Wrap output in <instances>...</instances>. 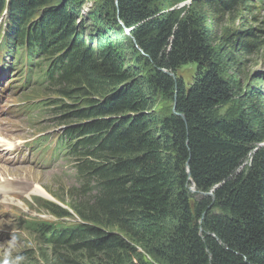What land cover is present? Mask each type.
I'll return each instance as SVG.
<instances>
[{
	"label": "trees",
	"instance_id": "obj_1",
	"mask_svg": "<svg viewBox=\"0 0 264 264\" xmlns=\"http://www.w3.org/2000/svg\"><path fill=\"white\" fill-rule=\"evenodd\" d=\"M183 1L109 0L91 16L102 30L86 39L69 24L73 3L46 11L37 30L28 20L49 1H9L13 35L30 34L26 44L52 57L48 75L67 84L58 93L103 98L55 106L60 115L104 119L64 129L53 145L74 159L82 183L67 190L66 206L42 201L55 222L27 220L44 247L24 264H264V146L244 167L264 142V91L251 95L239 78L260 45L250 28L220 37L219 15L235 0H196L180 18L170 10ZM131 49L148 62L147 77L123 70ZM190 63L197 72L185 83L174 74ZM158 95L176 112L160 116ZM235 99L239 109L219 117ZM192 183L213 196L197 197Z\"/></svg>",
	"mask_w": 264,
	"mask_h": 264
},
{
	"label": "rangeland",
	"instance_id": "obj_2",
	"mask_svg": "<svg viewBox=\"0 0 264 264\" xmlns=\"http://www.w3.org/2000/svg\"><path fill=\"white\" fill-rule=\"evenodd\" d=\"M47 1H49V4L35 9L31 19L28 20L30 25L34 24V26L37 27V30H41L39 26L43 18L41 16H43L46 11L57 10L68 3H73L74 5L73 13H71L69 18V24L74 26L77 33L83 32L82 36H84V39H86L89 29H91L94 34L102 30L101 25L97 24L95 21V25L93 26L91 16L94 12L98 11L100 6H106L109 0H81L80 2L79 0ZM195 1L196 0H186L180 2L173 6L170 11H172L174 15L183 18L187 11L191 12L193 10ZM249 1V6L247 8L246 6L238 4L239 1L235 0L234 4L229 8V12L225 11V14L219 15L222 20L218 31L220 37H223L226 33H233L236 30L239 31L244 28H250L254 31L257 44L260 45V47L258 49H253V51L246 56L245 65L239 71V78H242L243 88L250 92L251 95H256L264 91V0ZM198 2L206 3V0H198ZM196 7L195 5L194 9ZM107 9H110L109 5ZM127 32L130 34L129 29H127ZM132 49L134 50L133 47ZM132 49L129 50L127 56L129 59L125 67H123V70L128 69L130 66H134L136 70L140 71L142 76L147 77L150 71L148 62L144 57L132 59ZM196 72L197 65L195 63H190L183 66L174 76L188 83L194 78ZM11 76L15 78L18 76V73ZM9 77L10 75L7 73H0V80L1 78L7 79ZM20 84L21 83H19V85ZM15 86L16 85H10L8 89L9 91L12 90V92L7 96H3V99L0 101V105L4 104V101H7L3 106L4 110L8 108V102L11 101ZM66 86L67 84L65 82H53L44 87L40 82V78H33L30 86L25 89L21 95L23 102H31L44 97H47L46 99H54V102L44 109L34 110L30 118L32 115L37 116L38 118H32L36 120L32 121L29 118V114H22L21 123L26 127L24 133L26 138L30 137L32 131H35L36 134L40 133L47 136L48 134L59 131L61 128L68 130L73 126L83 125L94 119H104L102 116L81 119L72 117L71 115L73 114L71 112L64 113L63 115L56 113L55 106L60 104V102L69 103L71 106L74 104L73 108H83L90 105L92 100L101 101L103 99L100 94L87 92L83 94V91H79L78 93V91L73 90L70 92L73 97L66 96L64 98L57 90ZM155 101L154 110L160 116H167L172 111L176 112V107L172 100L165 99L162 95H158ZM233 109H239L238 100L236 99L221 105L217 109V115L222 117L229 110ZM9 111L11 110L9 109ZM8 112H1L0 122L9 119ZM13 141L17 142L18 140L13 139ZM263 146L264 142L255 147L249 159L244 164L245 169L253 167L254 154ZM30 148L29 145L18 146L11 153H5L3 156V164L0 163V168L7 166V170L12 169L9 175L15 176V180L18 181L21 177H25L28 178L30 183L27 189H22L18 182L12 186L13 191L20 193V195L7 200L15 205L14 208L1 206L0 202V264L28 263L29 257L33 255L34 251L37 250V253H39V248L44 247V243L38 240V236L35 233L36 230H31L29 227H26L25 220H33L32 218H37V221L56 219L55 216L51 215L47 208H45L42 201L51 200L66 206L61 200H69L66 193L67 190L72 187L80 188L82 183L73 167V158L63 156L49 165L48 153L44 155L45 153L41 152L38 160L33 161L34 157L31 158V151L35 156V149L33 150ZM186 168L189 174L190 168L188 166H186ZM0 174L4 176L3 172H0ZM181 174L180 171L176 173L177 179ZM188 178L192 180L191 174H189ZM21 183L26 187L28 182L21 180ZM33 188L37 190L34 194L32 193ZM31 189L32 192H30ZM190 190L193 194H197V197H200V195L204 193L199 194L194 183L190 185ZM211 196L213 195L211 194ZM21 217H23L22 220L20 219ZM63 220L68 224H76L79 222L77 217H68ZM146 262H152V259L147 258Z\"/></svg>",
	"mask_w": 264,
	"mask_h": 264
},
{
	"label": "bare ground",
	"instance_id": "obj_3",
	"mask_svg": "<svg viewBox=\"0 0 264 264\" xmlns=\"http://www.w3.org/2000/svg\"><path fill=\"white\" fill-rule=\"evenodd\" d=\"M0 46H1V41H0ZM3 55V58L4 59H0V63H1V66H0V73L1 74H5L7 73L8 75H10L9 78H7L5 81H2L0 82V97L2 96H7L9 94V89L8 87L10 85H16V84H19L20 82L16 79H14L12 76H11V72L8 68V65H7V61H12V60H17L15 58V50L12 49L10 51H4V53L2 54ZM1 81V80H0ZM4 142H8L10 143V145L13 147V142L9 141V140H6V139H3V138H0V146H4L6 145ZM57 146V145H56ZM62 149V148H61ZM34 150V149H33ZM57 150V149H56ZM64 150V148H63ZM62 151V150H59V152ZM58 152V151H57ZM13 177V176H11ZM85 181V179H84ZM10 181L7 180V178H5V176H2L1 178V184H0V194L1 193H4L5 190H4V187L9 183ZM82 182V181H81ZM27 186H29V183H27ZM78 188V187H77ZM84 188V186H83ZM82 188V189H83ZM78 190V189H77ZM35 191H37L36 189L33 188V194L35 193ZM0 196H3V195H0ZM46 196V195H45ZM52 215V214H51ZM35 217V216H34ZM68 218V217H67ZM35 221H37V218H32ZM41 219V218H40ZM71 219V218H70ZM30 223V222H29ZM33 223V222H32ZM41 249V248H40ZM39 249V250H40Z\"/></svg>",
	"mask_w": 264,
	"mask_h": 264
},
{
	"label": "water",
	"instance_id": "obj_4",
	"mask_svg": "<svg viewBox=\"0 0 264 264\" xmlns=\"http://www.w3.org/2000/svg\"><path fill=\"white\" fill-rule=\"evenodd\" d=\"M167 72H168V71H167ZM168 73H170V72H168ZM174 110H175V108H174ZM261 145H263V144H261ZM256 150H257V149H256ZM189 174H191L190 171H189ZM189 174H188V175H189ZM211 194H213L212 191H211V192H206V193L204 192V193H203V195H211Z\"/></svg>",
	"mask_w": 264,
	"mask_h": 264
},
{
	"label": "clouds",
	"instance_id": "obj_5",
	"mask_svg": "<svg viewBox=\"0 0 264 264\" xmlns=\"http://www.w3.org/2000/svg\"><path fill=\"white\" fill-rule=\"evenodd\" d=\"M55 220H57V218H56V219H50V220H48V221H53V222H55Z\"/></svg>",
	"mask_w": 264,
	"mask_h": 264
}]
</instances>
